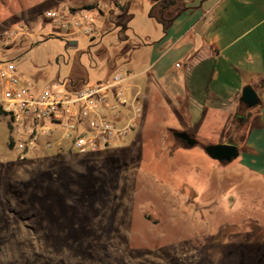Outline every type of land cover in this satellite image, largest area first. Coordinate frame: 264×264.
<instances>
[{"label": "rangeland", "instance_id": "rangeland-1", "mask_svg": "<svg viewBox=\"0 0 264 264\" xmlns=\"http://www.w3.org/2000/svg\"><path fill=\"white\" fill-rule=\"evenodd\" d=\"M93 2L0 0V33L20 32L0 62L55 90L67 79L93 85L142 69L145 46H128L162 31L149 0H132L120 16L95 11L93 42L44 17L54 8L97 9ZM116 25L128 29L98 39ZM3 92L0 82V99ZM141 104L124 146L87 156L53 148L24 162L10 145L9 117L0 116V264H264L263 181L240 157L220 163L200 142L186 146L165 110Z\"/></svg>", "mask_w": 264, "mask_h": 264}, {"label": "crops", "instance_id": "crops-1", "mask_svg": "<svg viewBox=\"0 0 264 264\" xmlns=\"http://www.w3.org/2000/svg\"><path fill=\"white\" fill-rule=\"evenodd\" d=\"M96 1L93 9L117 5L101 10L120 16L132 0ZM149 1L158 11L149 18L162 31L157 39L145 35L146 62L127 71L129 93L140 91L145 110L158 105L175 121V132H187L198 144L210 145L204 135L211 132L222 137L219 144L241 147L239 165L264 186V0ZM38 82L37 90L44 89ZM248 85L261 102L252 109L240 101Z\"/></svg>", "mask_w": 264, "mask_h": 264}, {"label": "built area", "instance_id": "built-area-1", "mask_svg": "<svg viewBox=\"0 0 264 264\" xmlns=\"http://www.w3.org/2000/svg\"><path fill=\"white\" fill-rule=\"evenodd\" d=\"M117 10L104 4L100 10ZM49 9L44 17L63 31L93 37L96 12ZM20 35L16 29L0 33V51L6 50ZM131 79L118 70L109 79L89 85L64 80L59 89L37 90L22 79L12 60L0 62V82L4 86L0 107L9 117L10 143L19 161H27L42 152L66 151L78 156L104 152L124 146L126 138L142 118L140 91L129 93Z\"/></svg>", "mask_w": 264, "mask_h": 264}, {"label": "water", "instance_id": "water-1", "mask_svg": "<svg viewBox=\"0 0 264 264\" xmlns=\"http://www.w3.org/2000/svg\"><path fill=\"white\" fill-rule=\"evenodd\" d=\"M240 101L250 109L261 104L258 94L249 85L243 88ZM174 136L188 147L198 145V141L185 131L175 132ZM204 151L211 159L220 163H230L240 156L238 147L233 144H211L204 146Z\"/></svg>", "mask_w": 264, "mask_h": 264}, {"label": "trees", "instance_id": "trees-1", "mask_svg": "<svg viewBox=\"0 0 264 264\" xmlns=\"http://www.w3.org/2000/svg\"><path fill=\"white\" fill-rule=\"evenodd\" d=\"M173 3L174 2H170V4H173ZM127 29L128 28H126V27L115 26V27H113V29L111 31H108V32L106 31L105 33H103L102 36L99 37L98 39H101L107 33H111V32H121V31H126ZM49 38L50 37H47L44 40L49 39ZM94 40H95V38L94 37H91V42H93ZM147 43H148V40H146V39H144V40L143 39H140V42L135 43V44H130L128 47L131 48L132 50H136V48H138L139 46L146 45ZM83 81H85V80H83ZM73 83L76 84L75 82H73ZM78 83L80 84V82H78ZM1 115H4V114H3L2 110H1V107H0V116ZM10 145L13 146V144H11V143H10Z\"/></svg>", "mask_w": 264, "mask_h": 264}]
</instances>
